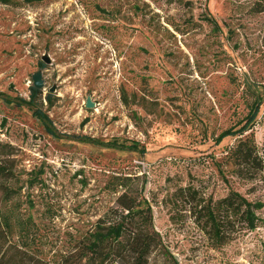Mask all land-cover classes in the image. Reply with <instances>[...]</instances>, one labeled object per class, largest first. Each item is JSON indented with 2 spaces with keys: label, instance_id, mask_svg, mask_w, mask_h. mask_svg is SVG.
Segmentation results:
<instances>
[{
  "label": "rangeland",
  "instance_id": "1",
  "mask_svg": "<svg viewBox=\"0 0 264 264\" xmlns=\"http://www.w3.org/2000/svg\"><path fill=\"white\" fill-rule=\"evenodd\" d=\"M39 71L36 107L57 135L138 143L145 153L49 136L16 104ZM254 101L264 163V0H0V158L13 173L15 214L33 218L48 259L116 208L128 178L177 264H264V210L254 231L213 248L180 192L264 202V170L252 182L216 170L236 144L216 138L242 127Z\"/></svg>",
  "mask_w": 264,
  "mask_h": 264
},
{
  "label": "trees",
  "instance_id": "2",
  "mask_svg": "<svg viewBox=\"0 0 264 264\" xmlns=\"http://www.w3.org/2000/svg\"><path fill=\"white\" fill-rule=\"evenodd\" d=\"M29 92L28 101L20 99L16 103L6 99L5 102L30 107L49 136L115 151L145 153L138 143H102L86 137L57 135L49 117L36 107L43 91L31 86ZM51 99L50 94L45 96L48 104L52 103ZM260 106L261 101H254L242 127L227 129L216 138L217 145L226 138L236 139V144L226 149L222 161L216 165L223 179L227 172L239 181L252 182L264 170L253 133ZM6 162L4 157L0 158V264H154V260L157 264H177L154 227L150 205L141 194L132 193L128 178L119 184L125 191L117 197L116 208L104 213L66 254L57 260L48 259L36 241L37 228L33 218L30 215L21 218L20 214L21 217L15 214L17 207L12 203L15 190L9 185L14 177ZM180 192L190 197L196 224L213 248L230 244L242 230L254 231L262 222L257 214L264 210V202H250L236 191L229 190L224 198L215 202L199 197L194 189H180ZM27 203L28 209L34 207L30 199Z\"/></svg>",
  "mask_w": 264,
  "mask_h": 264
},
{
  "label": "water",
  "instance_id": "3",
  "mask_svg": "<svg viewBox=\"0 0 264 264\" xmlns=\"http://www.w3.org/2000/svg\"><path fill=\"white\" fill-rule=\"evenodd\" d=\"M43 62L48 63L47 58H43ZM32 86L37 89V90H43L44 89V81L42 79V74L41 72H37L32 76ZM54 88H51L49 90V93H53ZM93 106L90 103L89 99L86 101V108L91 109Z\"/></svg>",
  "mask_w": 264,
  "mask_h": 264
}]
</instances>
